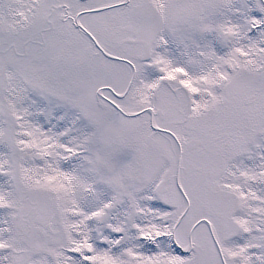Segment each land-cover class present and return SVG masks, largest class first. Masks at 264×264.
Masks as SVG:
<instances>
[{
  "label": "snow or ice",
  "instance_id": "6c2138e0",
  "mask_svg": "<svg viewBox=\"0 0 264 264\" xmlns=\"http://www.w3.org/2000/svg\"><path fill=\"white\" fill-rule=\"evenodd\" d=\"M0 264H264V0H0Z\"/></svg>",
  "mask_w": 264,
  "mask_h": 264
}]
</instances>
